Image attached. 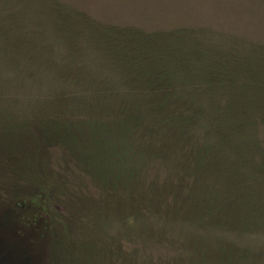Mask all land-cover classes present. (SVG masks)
<instances>
[{
	"label": "rangeland",
	"instance_id": "obj_1",
	"mask_svg": "<svg viewBox=\"0 0 264 264\" xmlns=\"http://www.w3.org/2000/svg\"><path fill=\"white\" fill-rule=\"evenodd\" d=\"M105 251L264 264V0H0V264Z\"/></svg>",
	"mask_w": 264,
	"mask_h": 264
},
{
	"label": "trees",
	"instance_id": "obj_2",
	"mask_svg": "<svg viewBox=\"0 0 264 264\" xmlns=\"http://www.w3.org/2000/svg\"><path fill=\"white\" fill-rule=\"evenodd\" d=\"M183 32H184V34H185V36H183L182 37V40H185L186 39V41H187V38L189 37L188 35H186V31L185 30H183ZM180 34V33H179ZM196 40H194V41H190V42H188L187 44H191V43H193V42H195ZM218 56H223V53H219V55ZM112 101V100H111ZM111 101H109V102H111ZM111 115H112V117H113V122L111 123H106V125H103L106 129H105V131L107 130V131H110L111 133H112V131L115 129V127H116V125H117V123H119L120 122V120L121 119H128V114H124L123 112H119V111H117L116 109H115V107H113L112 109H111ZM130 119V118H129ZM129 119H128V121H129ZM131 124V123H130ZM128 128V134H130L131 133V135L132 136H134L136 139H137V141L138 140H140V139H143V140H146V138H150L149 137V134H150V132H149V130H147L146 131V133H144V134H141V133H139V131L138 130H136V127H132L131 125L129 126V127H127ZM166 128H168V127H166ZM161 130H164L163 128L162 129H160L159 131H156V133H157V136H160L161 135ZM153 132V131H152ZM114 133H115V130H114ZM141 137H143V138H141ZM252 138V137H251ZM151 140V139H150ZM246 141L249 143H252V141L250 140V139H246ZM150 143V142H149ZM238 142H236V144H234V146H236V145H238L237 144ZM195 144H193L192 146L190 145L188 148H186V149H182L181 150V152H187L188 151V153L191 151V148H192V150L194 149H196L197 148V145H195ZM194 146V147H193ZM249 149V148H248ZM124 194H126V193H124ZM178 196H180V195H178ZM108 253H110V251H105V252H103V254H102V256L100 257L101 258V261H100V263L102 264L103 262H107L106 261V259H107V255H108ZM137 257L139 258V260H140V264H147V262H148V256L146 255V256H144V253H141V251H140V253H139V251L137 252Z\"/></svg>",
	"mask_w": 264,
	"mask_h": 264
}]
</instances>
